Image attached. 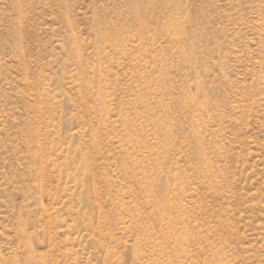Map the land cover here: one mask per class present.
<instances>
[{"label":"rangeland","instance_id":"obj_1","mask_svg":"<svg viewBox=\"0 0 264 264\" xmlns=\"http://www.w3.org/2000/svg\"><path fill=\"white\" fill-rule=\"evenodd\" d=\"M0 264H264V0H0Z\"/></svg>","mask_w":264,"mask_h":264}]
</instances>
